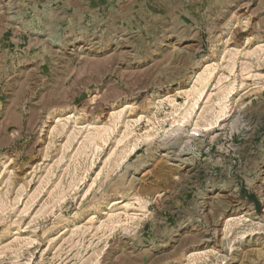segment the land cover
I'll return each mask as SVG.
<instances>
[{
	"label": "rangeland",
	"instance_id": "1",
	"mask_svg": "<svg viewBox=\"0 0 264 264\" xmlns=\"http://www.w3.org/2000/svg\"><path fill=\"white\" fill-rule=\"evenodd\" d=\"M0 264H264V0H0Z\"/></svg>",
	"mask_w": 264,
	"mask_h": 264
},
{
	"label": "bare ground",
	"instance_id": "2",
	"mask_svg": "<svg viewBox=\"0 0 264 264\" xmlns=\"http://www.w3.org/2000/svg\"><path fill=\"white\" fill-rule=\"evenodd\" d=\"M197 99V98H196ZM117 190V189H116ZM236 205H234V207H235Z\"/></svg>",
	"mask_w": 264,
	"mask_h": 264
}]
</instances>
